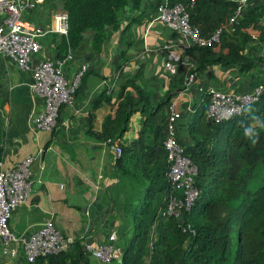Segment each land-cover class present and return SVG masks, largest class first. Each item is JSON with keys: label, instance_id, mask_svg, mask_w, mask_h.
Listing matches in <instances>:
<instances>
[{"label": "trees", "instance_id": "1", "mask_svg": "<svg viewBox=\"0 0 264 264\" xmlns=\"http://www.w3.org/2000/svg\"><path fill=\"white\" fill-rule=\"evenodd\" d=\"M160 1H154L155 7ZM183 1L201 36L209 37L221 28L218 40L194 45L199 55L189 72L197 74L210 64H238L247 71L258 62L264 63V51L259 55L243 52L253 35L264 40V0L233 22L229 17L235 1ZM129 4L137 8L141 0H62V9L68 13V32L54 36L55 56H63L68 48L76 49L86 32H93L91 46L100 50L106 28L118 26V15ZM128 47L129 42H125L120 49L117 70L121 71L129 59ZM258 84L262 88L256 100L219 122L206 118L208 91L203 90L202 106L189 123L199 136L194 142L180 141L196 166L194 183L198 189L181 220L163 212L170 191L162 143L166 114L155 122L171 91L152 104L141 67L121 81L114 97L108 87L101 89L88 110L85 132L119 145L122 152L115 159V169L124 171L130 164L144 179L129 207L130 235L117 264H264V75L251 82L252 86ZM99 108L106 115L96 124ZM136 115L140 119L137 135L125 141L124 134ZM186 224L190 230L184 229ZM45 260L48 264H86L78 239L71 250L37 257L28 264H44Z\"/></svg>", "mask_w": 264, "mask_h": 264}, {"label": "crops", "instance_id": "2", "mask_svg": "<svg viewBox=\"0 0 264 264\" xmlns=\"http://www.w3.org/2000/svg\"><path fill=\"white\" fill-rule=\"evenodd\" d=\"M154 1L141 0L137 8L127 5L125 8H131V13L125 25L108 26L100 50L91 46L93 32L84 34L82 42L73 50L75 59L67 68L70 70L75 64L88 60L90 69L76 93L74 105L61 107L58 125L53 132L29 127L30 117L43 106L42 99L31 90V71L19 69L8 59H0V159L4 165H11L26 154L35 155L31 164L32 193L27 201L13 210L9 219V226L15 233H27L51 217L62 231L77 238L88 231L92 235L91 241L113 240L117 244L111 234V225L108 226L106 217L100 213L102 196L107 195L106 186H115V183H110V178L117 155L106 141L97 140L85 132L88 110L103 87L111 89L114 97L121 81L141 67L142 81L151 92L152 104L171 91L169 102L173 101L176 111L177 136L181 142L190 143L199 136L197 131L189 128V123L202 106L205 93L201 87L249 91L251 82L264 75L263 62L247 71H242L238 64H210L188 83L187 71L196 64L199 50L188 45L179 31L156 18ZM57 35L52 33L47 41L44 38V45L53 57V38ZM125 42H129V59L120 71L117 64ZM254 42L249 46L260 47L258 42ZM46 49L42 55H47ZM167 59L181 62L175 74L164 68ZM168 103L156 114L155 122L164 119ZM103 112V108L96 110L99 114L96 124L102 122L106 115H101ZM139 127L137 116L129 124L123 139L128 141L135 137ZM82 155L88 160L82 159ZM83 172L95 173L97 192L90 189L91 182L89 185L80 180ZM0 256L10 258L1 250ZM85 258L86 264L118 263L100 262L88 254ZM44 264L48 261L45 260Z\"/></svg>", "mask_w": 264, "mask_h": 264}, {"label": "built area", "instance_id": "3", "mask_svg": "<svg viewBox=\"0 0 264 264\" xmlns=\"http://www.w3.org/2000/svg\"><path fill=\"white\" fill-rule=\"evenodd\" d=\"M232 1L236 2V6L229 17L230 22L240 19L249 7L258 5L262 0ZM41 3L42 0H0V59H8L19 69L31 71V90L42 99L43 106L30 117L29 127L53 132L58 125L61 107L74 105L83 77L90 69V62H79L68 70L67 66L75 59L71 48L63 56L42 55L43 43L40 36L47 32L67 35L68 13L63 9L55 11L46 29H42L37 21L25 17V12L36 9ZM156 12V18L171 29L179 31L188 45H209L219 38L221 28L216 29L209 37L201 36L198 27L190 22L187 4L183 0H174L172 3L161 0L156 6ZM130 13L131 8L124 7L120 11L117 18L120 26L125 25ZM254 41L260 44V50L252 51L251 54L259 55L264 51V40L253 35L248 41L247 49ZM180 63L167 59L164 68L170 74H175ZM189 69L187 82L191 83L196 72H189ZM201 88L208 91L206 118L219 122L256 100L262 85L252 86L251 90L243 92L215 86ZM175 116L174 103L170 101L167 105L162 142L168 163L170 191L163 212L172 213L181 220L183 212L189 209L197 197L198 189L194 183L196 166L185 153V147L177 136ZM106 142L116 155L121 154L122 148L119 145L109 142V139ZM34 159V154H26L11 165H4L0 159L1 253L14 258L21 250L27 263H30L37 257L71 250L78 239L85 255H92L100 262H118L123 250L113 240L91 241L92 235L88 231L77 238L62 231L51 217L27 233L17 234L10 228L9 219L13 210L27 201L32 193L31 164ZM155 229L154 224L152 231ZM184 229L190 230V225L186 224Z\"/></svg>", "mask_w": 264, "mask_h": 264}, {"label": "rangeland", "instance_id": "4", "mask_svg": "<svg viewBox=\"0 0 264 264\" xmlns=\"http://www.w3.org/2000/svg\"><path fill=\"white\" fill-rule=\"evenodd\" d=\"M60 9H62V0H42V3L38 5L36 9L25 12V15L26 18L28 17L34 21H37L42 29H46L48 23L50 22L52 14ZM51 34L52 32H47L40 36V39L43 42V51H45L46 49L44 44ZM44 38L46 41L44 40ZM251 43H253V45L255 44V42ZM259 50L260 47H249V49H247L246 46L243 52L249 55L252 53V51L256 52ZM46 51L47 56L53 57L47 49ZM81 158L85 159L86 156L84 157V155H82ZM85 160L87 161L88 159L86 158ZM113 170L114 173H112L110 183H115V186L113 188H109V185L106 186L105 192L107 193V195L105 194V196H102L103 205L100 209V213H103V217H106L108 226L111 225V234L113 236V239L117 242V244L123 246L126 243L128 236L130 235L129 207L132 201L136 198V193L144 183V179L139 174V170L134 169V166H131L130 164L129 166H127V170L120 171L115 169V167ZM94 174L90 175L88 172H83V176H80L81 179H79L87 182L88 184L89 182H91L93 185H91L92 188L90 189H94L96 190L95 192H97V187L95 186L97 182V176H94ZM149 258L150 252L148 250L145 255L146 262L149 261ZM0 264L28 263L24 255L22 253H19V255L14 258H5L0 256Z\"/></svg>", "mask_w": 264, "mask_h": 264}, {"label": "water", "instance_id": "5", "mask_svg": "<svg viewBox=\"0 0 264 264\" xmlns=\"http://www.w3.org/2000/svg\"><path fill=\"white\" fill-rule=\"evenodd\" d=\"M175 93V92H174ZM0 137H1V126H0Z\"/></svg>", "mask_w": 264, "mask_h": 264}, {"label": "clouds", "instance_id": "6", "mask_svg": "<svg viewBox=\"0 0 264 264\" xmlns=\"http://www.w3.org/2000/svg\"><path fill=\"white\" fill-rule=\"evenodd\" d=\"M247 131H250V130H246V132H247Z\"/></svg>", "mask_w": 264, "mask_h": 264}]
</instances>
